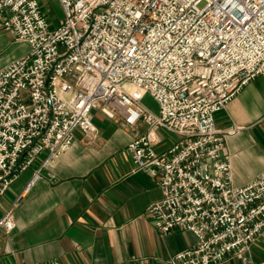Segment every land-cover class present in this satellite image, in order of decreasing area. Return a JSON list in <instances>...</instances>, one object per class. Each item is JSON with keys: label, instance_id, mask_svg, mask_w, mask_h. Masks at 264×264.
Listing matches in <instances>:
<instances>
[{"label": "built area", "instance_id": "2783aa9c", "mask_svg": "<svg viewBox=\"0 0 264 264\" xmlns=\"http://www.w3.org/2000/svg\"><path fill=\"white\" fill-rule=\"evenodd\" d=\"M59 2L63 17L52 26L40 0H0V26L29 44L0 69V199L44 154L24 191L42 178L75 130L96 144L100 110L129 130L134 170L158 179L162 198L148 207L155 227L195 235L172 264L229 256L264 264L253 252L264 243V169L236 185L226 141L238 128L216 124L264 74V0ZM146 94L157 111L143 103ZM159 129L176 140L157 148ZM15 226L11 207L0 227Z\"/></svg>", "mask_w": 264, "mask_h": 264}, {"label": "crops", "instance_id": "0c3cea01", "mask_svg": "<svg viewBox=\"0 0 264 264\" xmlns=\"http://www.w3.org/2000/svg\"><path fill=\"white\" fill-rule=\"evenodd\" d=\"M40 3L51 25L59 24L63 17L59 0ZM28 50V42L0 26V69ZM93 118L99 129L96 144H88L84 132L75 130L71 147L43 170L31 188L24 191L44 154L1 197L0 218L12 207L16 226L10 232L0 227V264L53 259L60 264H172L173 254L195 242L190 231L164 233L155 227L148 207L162 198L158 179L134 170L127 128L100 110H94ZM216 124L238 128L226 144L234 182L245 185L264 169V74L216 114ZM153 135L159 149L177 138L163 129ZM253 252L264 257L259 244ZM218 264L240 263L238 257L229 256Z\"/></svg>", "mask_w": 264, "mask_h": 264}, {"label": "rangeland", "instance_id": "374dc122", "mask_svg": "<svg viewBox=\"0 0 264 264\" xmlns=\"http://www.w3.org/2000/svg\"><path fill=\"white\" fill-rule=\"evenodd\" d=\"M204 3H201L200 6L202 7ZM63 12V10H62ZM143 103L148 106L150 109L157 111L158 110V103L155 99H153L149 94L145 95L143 98ZM171 134V133H168ZM259 245L264 249V243H259Z\"/></svg>", "mask_w": 264, "mask_h": 264}]
</instances>
